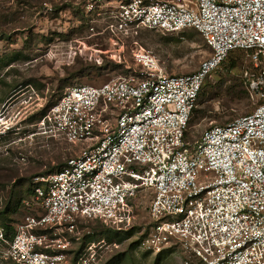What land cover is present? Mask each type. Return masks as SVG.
<instances>
[{
    "label": "built area",
    "instance_id": "2783aa9c",
    "mask_svg": "<svg viewBox=\"0 0 264 264\" xmlns=\"http://www.w3.org/2000/svg\"><path fill=\"white\" fill-rule=\"evenodd\" d=\"M96 8L111 20L108 39L119 49L109 58H118L124 75L67 88L35 124L44 135L83 147L59 171L32 179L40 213L11 234L0 228V260L68 264L80 224L99 221L126 232L135 224L134 200L145 193L138 252H179L181 264H264V0L86 5L88 12ZM140 30L196 32L209 56L192 74L166 76L155 56L131 45L130 64L125 49ZM233 50L245 53L242 78L255 108L188 143L197 96ZM11 129L0 121V135ZM97 249L92 243L73 264H91Z\"/></svg>",
    "mask_w": 264,
    "mask_h": 264
},
{
    "label": "rangeland",
    "instance_id": "374dc122",
    "mask_svg": "<svg viewBox=\"0 0 264 264\" xmlns=\"http://www.w3.org/2000/svg\"><path fill=\"white\" fill-rule=\"evenodd\" d=\"M90 1L0 0V121L12 128L0 135V228L8 225L14 230L26 217L37 216L40 209L27 192L31 178L54 172L83 147L44 135L35 126L47 108L69 87L99 86L124 75L118 58H109L119 49L108 39L106 26L111 20L106 10L88 12ZM127 45L128 63L129 46L140 47L157 58L166 76L192 74L209 56L193 31L168 36L140 30ZM105 51H110L107 56L101 53ZM248 67L245 55L236 53L206 80L187 130L188 143L212 126L253 111L242 78ZM234 88L238 97L230 93ZM149 200L145 193L134 200L136 219L129 237L98 223H82L68 264L92 243L98 249L91 264H181L179 252L157 259L136 250L134 243L147 224ZM100 242L105 245L98 246ZM0 264L12 263L0 260Z\"/></svg>",
    "mask_w": 264,
    "mask_h": 264
},
{
    "label": "trees",
    "instance_id": "16d2710c",
    "mask_svg": "<svg viewBox=\"0 0 264 264\" xmlns=\"http://www.w3.org/2000/svg\"><path fill=\"white\" fill-rule=\"evenodd\" d=\"M236 53H240V54H244L245 55V53L243 52V51H240V50H233V51H231V52H229L228 53V55H227V57L225 58V60H227L228 58H230L232 55H234V54H236ZM224 60V61H225ZM223 61V62H224ZM236 62H237V59L236 60H234L233 61V63H232V66H234L235 64H236ZM222 65V64H221ZM208 79V78H207ZM206 79V80H207ZM206 80H205V82H206ZM205 82H204V84H203V86H202V88H201V90H200V92H199V94H198V96H197V100H196V103H197V101H198V99L200 98V94H201V91H202V89H203V87H204V85H205ZM243 84H244V82H243ZM244 88H245V91H246V96H248V98H249V95H248V92H247V89H246V86L244 85ZM236 88H234V89H232L231 91H230V93L233 95V96H235V97H238L239 96V91L238 90H235ZM250 99V98H249ZM55 103V102H54ZM53 103V104H54ZM52 104V105H53ZM51 106V105H50ZM49 106V107H50ZM48 107V108H49ZM48 108H47V110H48ZM254 108H255V106H254ZM195 109V108H194ZM194 109H193V111H192V114H193V112H194ZM46 110V111H47ZM46 111H45V113H46ZM45 113L40 117V120L42 119V117L45 115ZM192 114H191V118H192ZM39 120V121H40ZM190 121H191V119H190ZM190 121H189V125H190ZM189 125H188V128H189ZM200 139H198L197 141H194V142H198ZM185 141L187 142V132H186V134H185ZM194 142H191V143H193L194 144ZM65 165V163L62 165V166H60L58 169H56L54 172H57V171H59L63 166ZM54 172H52V173H54ZM46 175V174H45ZM42 176H44V175H42ZM37 177V176H36ZM37 186H39V184H34L33 182H32V178H31V180H30V182H29V187H28V190H27V192H28V194H30V195H33L34 196V190H35V188L37 187ZM85 223H98V224H100L101 226H103V227H105L101 222H99V221H87V222H85ZM82 224H80L79 225V227L81 226ZM106 229H108L107 227H105ZM3 229L5 230V232H6V234H11L12 233V228L10 227V226H4L3 227ZM109 230V229H108ZM132 230H133V228H131L130 230H128V231H126V232H123V233H126V235H127V237H129L131 234H132ZM142 237V236H141ZM141 237H140V239H141ZM140 239H138L137 240V242L136 243H134L135 244V247H136V245L138 244V242H139V240ZM133 244V245H134ZM167 254H170L169 252H162V253H160V254H158V255H156L155 257L157 258V259H159V258H161V257H163V256H165V255H167ZM143 256H149L148 254H143Z\"/></svg>",
    "mask_w": 264,
    "mask_h": 264
}]
</instances>
